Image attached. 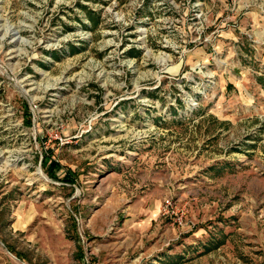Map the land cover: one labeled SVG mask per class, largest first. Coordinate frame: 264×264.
Wrapping results in <instances>:
<instances>
[{
	"label": "rangeland",
	"instance_id": "rangeland-1",
	"mask_svg": "<svg viewBox=\"0 0 264 264\" xmlns=\"http://www.w3.org/2000/svg\"><path fill=\"white\" fill-rule=\"evenodd\" d=\"M0 264H264V0H0Z\"/></svg>",
	"mask_w": 264,
	"mask_h": 264
}]
</instances>
